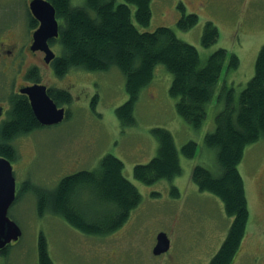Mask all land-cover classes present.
<instances>
[{
  "label": "rangeland",
  "instance_id": "1",
  "mask_svg": "<svg viewBox=\"0 0 264 264\" xmlns=\"http://www.w3.org/2000/svg\"><path fill=\"white\" fill-rule=\"evenodd\" d=\"M116 2L120 4L123 0ZM72 4L83 7L85 0H72ZM181 4L187 14L199 16L197 26L189 31L177 26L182 16ZM152 10L148 30L161 26L172 28L180 40L198 49L203 62L219 49L238 56L237 69H228L229 61L226 62L218 87V92L223 87L234 89L238 100L254 77L256 60L264 46V0H153ZM132 18L138 26L135 8ZM207 22H213L220 32L218 42L209 48L202 45ZM56 52L62 55L61 45ZM45 81L53 85L47 76ZM172 82L173 75L159 65L153 82L137 103L136 124L123 127L116 110L127 102L128 94L126 78L118 68L95 73L72 71L57 81L56 86L73 94L69 106L71 118L30 135L27 144L16 150L19 157L13 168L17 190L22 192L10 208L9 216L20 226L23 235L5 253H0V264H39L41 237L46 239L55 264L211 262L225 242L233 220L220 199L201 192L193 183L192 171L201 165L215 175L220 174L217 153L205 145V136L214 130L215 116L224 109V102L218 103L215 97L201 129L185 128L176 111V99L169 94ZM155 128L172 132L179 150L190 141L196 142L198 152L192 160L180 155L181 176L171 182L162 180L147 186L134 178V168L157 156L158 142L152 134ZM107 155L123 162L124 176L142 196V203L132 212L125 227L114 235L89 236L60 215L50 211L39 214L38 195L55 189L70 174L97 169ZM239 170L245 181L251 217L238 264H254L252 254L259 252L255 244L257 240L264 242V138L247 149ZM173 187L179 195L172 193ZM80 201L83 203L85 199ZM161 228L168 233L171 247L167 253L156 256L153 250Z\"/></svg>",
  "mask_w": 264,
  "mask_h": 264
},
{
  "label": "trees",
  "instance_id": "2",
  "mask_svg": "<svg viewBox=\"0 0 264 264\" xmlns=\"http://www.w3.org/2000/svg\"><path fill=\"white\" fill-rule=\"evenodd\" d=\"M52 3L60 24L56 43L62 47V55L56 60L57 74L64 79L72 71L95 73L118 68L126 78L128 94L127 102L116 110L123 127L136 124L137 103L153 82L159 65L173 75L169 94L177 101L176 111L185 128L201 129L215 97L218 103L224 102V109L215 116L214 130L205 136V145L217 153L220 174L197 165L192 171V181L201 192L220 199L226 214L233 220L225 242L209 264H232L251 217L246 185L239 169L247 149L264 138V46L256 60L254 77L237 100L234 89L223 87L218 92V87L226 62L229 61L228 69L235 70L240 65L238 56L219 49L203 62L198 49L180 40L172 28L161 26L149 31L153 0H123L120 4H116V0H85L83 7L74 6L72 0H52ZM132 8H135L138 26L133 21ZM179 9L182 12L177 23L180 30L189 31L197 26V14H187L183 4ZM219 38L217 26L207 22L203 47L213 46ZM49 95L61 108L73 103V96L67 90L58 89ZM71 114L70 111L67 120ZM38 128L41 125L32 108L25 100H18L12 122L0 133V155L16 160V149L13 151L6 145L9 137ZM152 134L158 142L157 156L134 168V178L147 186L162 180L171 182L181 176L180 155L192 160L198 152L194 141L179 150L174 135L165 128H155ZM123 171V162L107 155L97 169L64 177L55 189L38 195L39 214L50 211L60 215L69 225L89 236L116 234L142 203L140 192ZM172 193L179 195L175 187ZM80 199L85 202L81 203ZM39 264H55L44 237L39 244Z\"/></svg>",
  "mask_w": 264,
  "mask_h": 264
},
{
  "label": "flooded vegetation",
  "instance_id": "3",
  "mask_svg": "<svg viewBox=\"0 0 264 264\" xmlns=\"http://www.w3.org/2000/svg\"><path fill=\"white\" fill-rule=\"evenodd\" d=\"M35 0H0V133L7 124L12 122L15 103L23 99L29 106L31 100L22 91L36 85L46 86L48 93L58 89L70 90L58 87L57 81L62 80L56 72V60L60 57L56 52L58 39L48 40V48L54 53L55 58L47 62V51L35 46L34 35L41 27V22L32 11V3ZM48 2L55 10L52 0ZM50 82L45 81V77ZM71 93V92H70ZM72 94V93H71ZM71 106V105H70ZM66 109V120L70 112ZM33 111V110H32ZM34 114V113H33ZM38 121V120H37ZM39 123V121H38ZM40 124V123H39ZM41 125V124H40ZM51 127V126H50ZM46 128L41 125L36 131L30 133L19 132L9 137L6 145L13 151L28 142V137ZM2 139L0 136V147ZM1 158H6L0 155ZM19 157V156H18ZM15 158V159H18ZM11 161H15L13 158ZM24 189V187H22ZM18 191V190H17ZM22 191V190H21ZM18 191V194L21 192ZM256 247L259 252L252 254L255 258L254 264H264V242L257 240ZM0 253H2L0 251ZM240 259V258H239ZM239 263L237 260L236 264Z\"/></svg>",
  "mask_w": 264,
  "mask_h": 264
},
{
  "label": "water",
  "instance_id": "4",
  "mask_svg": "<svg viewBox=\"0 0 264 264\" xmlns=\"http://www.w3.org/2000/svg\"><path fill=\"white\" fill-rule=\"evenodd\" d=\"M32 11L41 22L40 29L35 33V46L47 51V62L55 58L48 48V40L59 37V22L54 8L44 0H35ZM29 96L33 113L43 126L59 125L66 119L65 108H59L49 96L46 86L36 85L22 91ZM17 198V183L12 163L0 157V251L22 237L21 228L9 218V210ZM170 249V240L165 233L157 237L154 255L160 256Z\"/></svg>",
  "mask_w": 264,
  "mask_h": 264
},
{
  "label": "crops",
  "instance_id": "5",
  "mask_svg": "<svg viewBox=\"0 0 264 264\" xmlns=\"http://www.w3.org/2000/svg\"><path fill=\"white\" fill-rule=\"evenodd\" d=\"M160 230H165L164 228H161Z\"/></svg>",
  "mask_w": 264,
  "mask_h": 264
}]
</instances>
